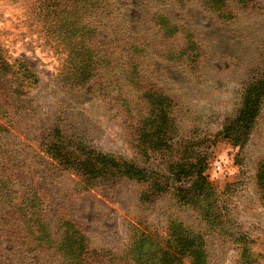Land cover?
Wrapping results in <instances>:
<instances>
[{
    "label": "rangeland",
    "instance_id": "1",
    "mask_svg": "<svg viewBox=\"0 0 264 264\" xmlns=\"http://www.w3.org/2000/svg\"><path fill=\"white\" fill-rule=\"evenodd\" d=\"M116 1L128 21L122 39L147 37L161 49L186 43L181 35L163 39L152 19L156 0ZM41 4L0 0V166L9 168L0 177L7 192L0 199V264H61L51 246L67 219L84 236L87 264H137L134 233L165 235L177 222L201 238L207 264H264V96L255 117L237 121L249 86L264 72V0L232 3L231 20L200 0L185 9L171 2L163 9L194 33L195 61L141 55L136 84L101 77L83 90L63 80L62 54L36 15ZM104 23L99 40L110 44L114 22ZM161 97V107H150ZM55 129L76 161L89 159L86 146L118 166L89 177L80 163L58 164L45 146ZM127 165L139 175L131 178ZM30 190L54 237L32 251L39 245L33 236H21V227L19 236L12 233Z\"/></svg>",
    "mask_w": 264,
    "mask_h": 264
},
{
    "label": "trees",
    "instance_id": "2",
    "mask_svg": "<svg viewBox=\"0 0 264 264\" xmlns=\"http://www.w3.org/2000/svg\"><path fill=\"white\" fill-rule=\"evenodd\" d=\"M39 1L42 4L37 7L36 15L45 25L44 29L49 42L58 53L62 54L63 80L66 86L72 90H83L94 80L101 79V77L102 80L110 78L109 83L113 84L114 80L124 76L132 85L136 84L138 74L141 71L138 67V60L141 55L147 58L151 55L159 58L167 57L174 64H180L184 59L194 62V58L199 52L194 33L185 24L174 21L163 9L171 2L185 9L186 4L191 0H156L158 6L156 5L157 8L153 12L152 19L163 39L169 41L178 35L186 39V43L182 47L167 46V49L157 47L159 43L156 44L157 42L155 43L153 39L147 37L122 39V36L128 34V21L122 18L121 12H116V5L119 6L120 4L116 0ZM200 1L207 8L217 12L221 19L225 20H231L235 16L229 10L232 3H238L246 7L254 2V0ZM108 17H111L114 22L113 36L115 35V37L109 41L110 44H104L99 40V37L101 29L106 26L104 21ZM166 50L169 52L167 55ZM28 72L29 78L34 79V82H38L37 76L30 69ZM247 93L248 95H246L237 121L257 115L264 96V72L262 78L249 86ZM147 94L149 97L151 96L150 91ZM154 100L155 98L152 99V103L150 102V107H154V105L161 107L163 101H165L162 98L155 104ZM63 140L64 137L61 131L55 129L51 141L45 143L47 153L54 160L59 161L58 164L62 166L74 167L73 163L69 161L80 163L81 169H78L87 175L89 174V177L102 175L106 170L108 174L118 166L114 157L86 146L83 147V150L88 153L89 159L84 161L78 159L76 161L73 155L70 154L69 149L63 147ZM62 150H64V162H60L59 159ZM191 167L196 168L193 164ZM126 168L125 171L131 178L139 175L134 166L127 165ZM206 168L205 164L204 169ZM204 169L200 177L203 180L202 185L206 184ZM0 171H2L1 166ZM8 171V167L4 168L0 172V177L1 175L6 177L4 173ZM5 185L6 183L0 180V199L4 198V193H7L4 191ZM38 199V194L30 190L17 209L20 217L19 223H12L13 236H19L21 234L20 230H22L21 236L31 235L37 240L39 245L28 246L29 251L41 248L42 240L54 238L50 227L48 228L45 221V218L49 220L48 214L45 207H43V203ZM59 225V229L63 231L61 241L53 240V246L51 247L61 257V264H87L85 258H83L87 245L82 232L73 228V223L69 219L60 221ZM18 227L21 228L17 232ZM202 248L203 241L201 238L190 231L184 223L177 222L169 228L168 233L157 237L140 233L137 230L132 238L130 255L137 264H184L186 258H189L192 264H207L208 256L203 253Z\"/></svg>",
    "mask_w": 264,
    "mask_h": 264
}]
</instances>
